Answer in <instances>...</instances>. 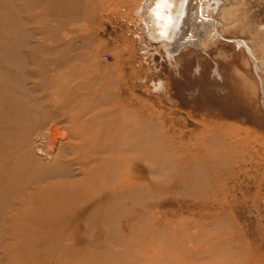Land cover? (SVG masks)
Returning a JSON list of instances; mask_svg holds the SVG:
<instances>
[{
    "label": "rangeland",
    "instance_id": "374dc122",
    "mask_svg": "<svg viewBox=\"0 0 264 264\" xmlns=\"http://www.w3.org/2000/svg\"><path fill=\"white\" fill-rule=\"evenodd\" d=\"M146 1L0 0V150L41 126L63 153L83 127L136 142L107 161L127 181L115 194L72 165L91 202L34 220L37 187L64 177L29 186L24 149L6 156L0 264H264V0H220L218 34L172 57Z\"/></svg>",
    "mask_w": 264,
    "mask_h": 264
},
{
    "label": "bare ground",
    "instance_id": "6f19581e",
    "mask_svg": "<svg viewBox=\"0 0 264 264\" xmlns=\"http://www.w3.org/2000/svg\"><path fill=\"white\" fill-rule=\"evenodd\" d=\"M219 1L220 0H147L143 8V17L145 18L151 38L160 41L169 56L172 57L174 53L178 52L180 49L203 46V40L211 38L214 34L216 36V33L219 31L218 21L220 19L215 15L224 8L223 4L218 3ZM217 5L219 6L218 11H216V8H218ZM239 43L242 42L239 41ZM252 56L254 59L259 60L261 64L264 63L262 58L257 59L256 56ZM41 127L43 128L34 133V137H27L23 141L9 143L6 149L0 150L1 162L6 156L19 153L24 149L22 155L16 160V165L22 170L24 167L33 170L31 177L29 176L27 180L29 186L35 187L43 180L47 182L50 178L57 177L55 174L58 169L60 170V177H64V180L59 182L60 188L54 185V187L51 186L50 189L46 188L44 191L45 193L41 194L42 187L38 186L36 191L38 197L35 198L36 200L39 198L42 199L43 196L41 195L50 197L44 200H38V203L34 205L35 209H31L26 215L22 214L23 218L34 220L37 216H40L37 211L42 210L43 214H48L63 207L74 205L75 203L79 204L84 199H89L88 194L83 192L84 189H79V187L75 185L70 187V180L75 172V169L70 168L72 165H78V169L76 170H82L85 175L84 179H87L83 185L86 191L92 193L93 187H97L99 190L104 187H111L112 193L115 194L118 187L126 181V179L122 180L121 178L120 182L116 183L120 166L117 165V168L116 166L112 168L107 166V161L124 162L125 158L123 157V151H130L133 153L136 146L135 141L134 145L133 141L129 140L126 145L124 139L99 142L96 139L97 137L85 136L86 130L83 127L80 131L74 130L72 132L71 136L76 139V141L68 142L70 150L63 153L61 150L58 151V137L54 135L52 126H47L45 128L44 126ZM59 130L61 131V129ZM56 132H58V129ZM58 133H56V135ZM65 135L67 136L66 133ZM102 153H106V156L104 154L102 155ZM41 159L46 161V170L50 172L45 173L46 170L39 172V170L34 167V165L38 166V161ZM99 168H102V170ZM128 178L130 177L128 176ZM88 202L90 203L91 200L89 199L86 204ZM118 202V197L115 195L109 206L114 207L118 205ZM100 207L96 209L99 210ZM97 213L98 212L94 214Z\"/></svg>",
    "mask_w": 264,
    "mask_h": 264
}]
</instances>
